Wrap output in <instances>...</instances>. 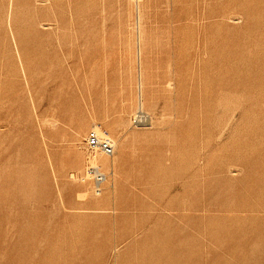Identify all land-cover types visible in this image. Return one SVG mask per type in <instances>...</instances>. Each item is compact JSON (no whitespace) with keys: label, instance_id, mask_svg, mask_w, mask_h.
Here are the masks:
<instances>
[{"label":"rangeland","instance_id":"rangeland-1","mask_svg":"<svg viewBox=\"0 0 264 264\" xmlns=\"http://www.w3.org/2000/svg\"><path fill=\"white\" fill-rule=\"evenodd\" d=\"M0 264H264V0H0Z\"/></svg>","mask_w":264,"mask_h":264},{"label":"built area","instance_id":"built-area-1","mask_svg":"<svg viewBox=\"0 0 264 264\" xmlns=\"http://www.w3.org/2000/svg\"><path fill=\"white\" fill-rule=\"evenodd\" d=\"M131 122L134 126L145 125L149 122L148 115L139 108L133 115ZM83 147L86 152V163L82 174L83 180H89L95 195H100L102 186L112 172L109 164L99 163L98 158L110 159L115 153V143L109 133L98 125H92L83 138Z\"/></svg>","mask_w":264,"mask_h":264},{"label":"bare ground","instance_id":"bare-ground-1","mask_svg":"<svg viewBox=\"0 0 264 264\" xmlns=\"http://www.w3.org/2000/svg\"><path fill=\"white\" fill-rule=\"evenodd\" d=\"M43 1H45V0H43ZM48 1V0H47ZM219 1V0H218ZM220 1H222V0H220ZM41 2V1H40ZM205 2V1H204ZM203 2V3H204ZM44 3V2H43ZM203 3H202V5H203ZM229 6V5H228ZM220 8V7H219ZM181 12V11H180ZM177 13H178V11H177ZM140 106V105H139ZM76 158V157H75ZM104 159V158H103ZM106 160V159H105ZM106 162V161H105ZM231 202V201H230ZM260 233V232H259Z\"/></svg>","mask_w":264,"mask_h":264}]
</instances>
